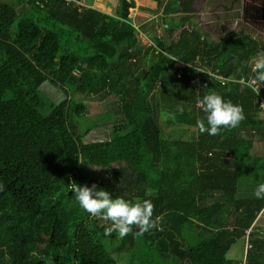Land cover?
Wrapping results in <instances>:
<instances>
[{
	"label": "trees",
	"instance_id": "16d2710c",
	"mask_svg": "<svg viewBox=\"0 0 264 264\" xmlns=\"http://www.w3.org/2000/svg\"><path fill=\"white\" fill-rule=\"evenodd\" d=\"M82 1L0 0V264H264V229L253 226L264 211L253 195L264 183L253 140H264V87L250 84L259 41L244 30L212 41L190 0H149L166 28L142 46L137 26L152 12ZM47 87L63 98L47 99ZM209 92L245 119L200 133ZM94 97L113 109L89 118ZM158 115L194 134L166 140ZM109 124L107 139L84 142ZM71 182L150 201L155 227L105 236L110 221L80 209Z\"/></svg>",
	"mask_w": 264,
	"mask_h": 264
},
{
	"label": "rangeland",
	"instance_id": "374dc122",
	"mask_svg": "<svg viewBox=\"0 0 264 264\" xmlns=\"http://www.w3.org/2000/svg\"><path fill=\"white\" fill-rule=\"evenodd\" d=\"M101 4H105L106 1L94 0ZM93 2V1H91ZM105 2V3H103ZM93 8H97L100 5L97 3H92ZM95 6V7H94ZM189 11L190 16L194 23L199 24L198 28L207 34L212 41L217 40L219 37L224 35L229 30H244L248 34L252 35L259 41L260 51L256 58L251 60L250 64L253 65L257 58L264 57V0H210L207 6L202 5V0H190L189 1ZM100 9V8H99ZM151 25V23H150ZM154 32L147 34L146 37L151 41L153 35L162 34V22L160 19L155 17L152 21ZM162 27V30H161ZM149 30V29H143ZM165 31H163L164 33ZM142 37V36H141ZM146 38H140L138 36V42L142 46H148L145 42ZM50 88V89H49ZM44 88V95L47 99L53 103L59 102L63 96L60 92L52 90L51 87ZM46 92V93H45ZM112 98H105L104 100H98L94 97L89 100H85V106L87 110V115L89 118L97 117L98 115L113 109ZM166 117H161L158 115V123L160 126L161 134L166 140H189V138L194 134L192 128H187L185 126H169L166 123ZM85 124L89 123L88 118L82 119ZM106 129H101L100 127L89 132L85 137L84 142H95L102 141L108 138V134L111 132L113 125L109 124ZM254 140V154L261 155L264 154V140L259 139ZM247 196V195H246ZM255 228L264 229V211H261L256 220L253 223ZM246 251V248H244Z\"/></svg>",
	"mask_w": 264,
	"mask_h": 264
},
{
	"label": "clouds",
	"instance_id": "9594fccd",
	"mask_svg": "<svg viewBox=\"0 0 264 264\" xmlns=\"http://www.w3.org/2000/svg\"><path fill=\"white\" fill-rule=\"evenodd\" d=\"M252 71L253 85L256 90L264 87V57L254 61ZM203 120L197 122L200 133L216 136L222 130L236 128L245 119L244 111L238 104L225 100L215 92H209L199 98ZM0 185V190H2ZM68 190L72 193L79 208L92 217H100L110 221L111 227L105 230V236L116 232L120 238H124L133 232L136 227V235H143L155 227L151 219L153 205L150 201L130 202L123 198H113L112 195L95 184L91 186L68 183ZM254 197L264 199V183H259L254 192Z\"/></svg>",
	"mask_w": 264,
	"mask_h": 264
},
{
	"label": "crops",
	"instance_id": "0c3cea01",
	"mask_svg": "<svg viewBox=\"0 0 264 264\" xmlns=\"http://www.w3.org/2000/svg\"><path fill=\"white\" fill-rule=\"evenodd\" d=\"M91 1H93L94 3H97V5H100L99 7L94 8V9H97V10H100V11H102L104 9L105 4H106L105 2H103L105 4H101V3L97 2V1L95 2L94 0H84L83 3H84L85 6L93 8V6H92L93 2H91ZM102 1H104V0H102ZM105 1L107 2V0H105ZM134 3H135V8L132 10V14H135L136 12H138V13H143L147 17L149 15V13L152 12V14L150 15L149 18H147L146 20H144L143 23H140V25L137 26V27H139V29H140V27H141V29H149V30H146V31L142 30V32L140 31L138 36L140 38H142V40H143V38H146L145 42L151 43V41L148 39V37H146V35L147 34H151L152 31L154 32V30H150V29H153V27L151 26L152 25V21H153V19L155 17H157L159 19V17L161 16V12L160 11L157 12L155 4L152 1H149V0H134ZM208 3H210V0H202L203 7L207 6ZM150 23H151V25H150ZM197 25L199 26V24H197ZM165 26L166 25H163V27H165ZM158 34H160V31H159Z\"/></svg>",
	"mask_w": 264,
	"mask_h": 264
},
{
	"label": "built area",
	"instance_id": "2783aa9c",
	"mask_svg": "<svg viewBox=\"0 0 264 264\" xmlns=\"http://www.w3.org/2000/svg\"><path fill=\"white\" fill-rule=\"evenodd\" d=\"M81 4L84 5L83 1L81 2ZM134 28H136V27L134 26ZM164 28H166V26H165ZM158 33H159V31H158ZM158 35H159V34H158ZM178 77H179V75H178ZM218 78L221 79L220 77H218ZM241 82H242V80H241ZM250 84L253 85L252 81H251ZM254 88H256V87L254 86ZM261 106L264 107L263 104H261ZM241 264H243V263H241Z\"/></svg>",
	"mask_w": 264,
	"mask_h": 264
}]
</instances>
